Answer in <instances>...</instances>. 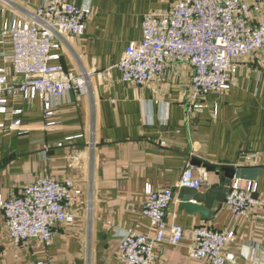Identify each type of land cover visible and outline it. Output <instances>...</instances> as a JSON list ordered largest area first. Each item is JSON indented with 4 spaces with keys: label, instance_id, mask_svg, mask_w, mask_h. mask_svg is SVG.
I'll return each mask as SVG.
<instances>
[{
    "label": "crops",
    "instance_id": "1",
    "mask_svg": "<svg viewBox=\"0 0 264 264\" xmlns=\"http://www.w3.org/2000/svg\"><path fill=\"white\" fill-rule=\"evenodd\" d=\"M66 1L89 5L93 11L83 35L64 45L61 56L68 68L78 72L83 66L93 72L89 90L45 101L34 95L17 103L28 131L0 130V194L15 196L22 185L44 173L75 180L82 194L73 202L74 222L58 224L47 248L37 240L15 246L0 211V264L44 259L49 264H119L117 244L126 230L147 235L155 231L140 212L145 185L174 187L192 156L216 164L238 165L243 160L262 166L257 184L264 198V55L242 62L236 86L208 96V106L187 120V64L173 63L165 77L145 86L122 82L114 68L124 47L139 40L143 15L163 11L174 0ZM13 10L3 13L0 22ZM48 111L52 115L45 118ZM217 182L209 173L198 190ZM88 194L92 208L87 213ZM179 203L176 193L167 219L184 228V239L178 245H158L154 264H209L188 255L189 232L198 225L235 230L234 241L224 249L232 258L226 264H264V208L236 222L224 203L210 220L185 212Z\"/></svg>",
    "mask_w": 264,
    "mask_h": 264
},
{
    "label": "built area",
    "instance_id": "2",
    "mask_svg": "<svg viewBox=\"0 0 264 264\" xmlns=\"http://www.w3.org/2000/svg\"><path fill=\"white\" fill-rule=\"evenodd\" d=\"M21 2L0 0V16L14 9L0 22V130L18 134L28 130L22 126L17 103L34 95L44 101L60 99L69 91L84 95L93 73L83 66L74 71L61 60L63 46L83 35L93 14L91 6L66 0ZM262 55L264 0H174L163 11L143 15L139 40L124 47L114 68L122 82L145 86L165 77L173 63L187 64L191 69L185 103L188 120L195 111L208 106V96H218L236 86L242 62ZM51 115V111L44 113L45 118ZM208 177L209 172L187 162L174 187L145 185L146 200L140 212L155 228L154 234L126 230L117 244L118 263L154 264L158 245L180 244L185 230L167 219V209L180 188L200 189ZM80 194L82 189L75 180H59L48 173L22 185L15 196L4 198L0 194V211L11 242L18 246L37 240L49 247L55 227L74 222L72 206ZM223 203L236 222L248 218L253 209L264 208L257 181L238 178L231 179ZM84 205L90 212L91 194L86 195ZM189 233L191 259L209 264L232 261L224 249L234 241V229L198 225ZM37 264L49 263L44 259Z\"/></svg>",
    "mask_w": 264,
    "mask_h": 264
},
{
    "label": "water",
    "instance_id": "3",
    "mask_svg": "<svg viewBox=\"0 0 264 264\" xmlns=\"http://www.w3.org/2000/svg\"><path fill=\"white\" fill-rule=\"evenodd\" d=\"M241 162L243 163V160ZM189 163L218 177V182L210 185L205 191L182 187L177 192L180 208L189 214L198 213L202 219L206 220L212 219L221 207L229 191L231 179L257 181L262 169L260 165L242 163L238 165L216 164L196 156H192Z\"/></svg>",
    "mask_w": 264,
    "mask_h": 264
}]
</instances>
